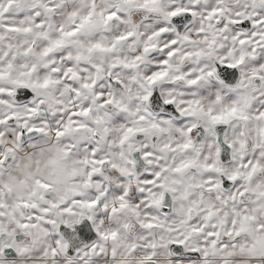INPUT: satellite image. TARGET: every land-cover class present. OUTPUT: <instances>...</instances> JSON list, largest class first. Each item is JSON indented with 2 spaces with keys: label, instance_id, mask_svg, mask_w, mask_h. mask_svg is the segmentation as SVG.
I'll use <instances>...</instances> for the list:
<instances>
[{
  "label": "snow or ice",
  "instance_id": "6c2138e0",
  "mask_svg": "<svg viewBox=\"0 0 264 264\" xmlns=\"http://www.w3.org/2000/svg\"><path fill=\"white\" fill-rule=\"evenodd\" d=\"M0 264H264V0H0Z\"/></svg>",
  "mask_w": 264,
  "mask_h": 264
}]
</instances>
